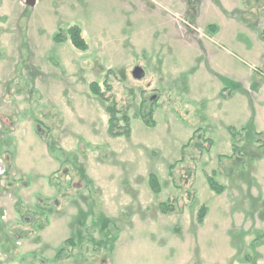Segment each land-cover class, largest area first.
I'll return each mask as SVG.
<instances>
[{"label":"rangeland","instance_id":"374dc122","mask_svg":"<svg viewBox=\"0 0 264 264\" xmlns=\"http://www.w3.org/2000/svg\"><path fill=\"white\" fill-rule=\"evenodd\" d=\"M31 1L0 0V264H264V0ZM147 94L155 126L137 113ZM123 106L131 135L110 136ZM230 125L244 136L235 170L219 158ZM196 129L212 145L188 148L178 187L168 166ZM57 147L56 174L74 179L63 194Z\"/></svg>","mask_w":264,"mask_h":264},{"label":"trees","instance_id":"16d2710c","mask_svg":"<svg viewBox=\"0 0 264 264\" xmlns=\"http://www.w3.org/2000/svg\"><path fill=\"white\" fill-rule=\"evenodd\" d=\"M209 29H210V32L212 30L214 31L215 26L213 24H209ZM91 88H92V91L94 93H96V94L100 93V88L96 84L95 81H93L91 83ZM156 107H157V100L153 94H147V95L143 96V98L139 104V108H138L137 113H138L139 117L144 121V123L148 126H155L157 124V120L155 118ZM128 108H129L128 106L119 107L118 109L120 111L124 112L122 114V116L119 117L117 115H113L108 119L107 131H108L110 136L117 137V136H123L124 135V136L129 137L131 135V132H132L131 117L128 113L125 112L126 109H128ZM43 124H44V122L42 121V119L40 120V118H38L36 120L37 131L41 134V136L46 138V136L48 135V131L44 129V126H42ZM228 129H229V131L231 133V137L233 139V143H232L233 152H232V154H220L219 158L221 161H223L224 159H230L231 160V168L233 170H235V169H238V167H240V165L244 162V160L241 161V157H239L240 158L239 160L237 158L239 155H242L240 152V148H239L238 143H239V141L244 139V136H243L242 130L237 129L233 125H230L228 127ZM200 141L205 144L206 149H209L210 146L212 145V138L205 136L203 133H199V130L196 129L194 131L193 135L182 146L181 157L169 164L168 175L171 178L174 185H176L178 187L183 186V184L180 183V181H182V179H181L182 176H181V174L177 173V170H178L177 166L179 164H181L183 161L187 160V158H190L193 155L192 151H190V152L188 151V148L195 145V148L199 149L200 153H203L204 149L202 148V145L201 146L199 145ZM55 151H57V153L54 152L56 157L61 161L62 164H61V168H59L56 172H54L50 175V182L53 186L57 187L59 194H63L67 189H69L70 187H72L74 185L73 184L74 179L72 176L70 178L69 177L67 178L66 175L69 174V171L67 170V168H66V172L63 173L62 176L56 174L62 169V165H64L66 160L63 157H61V155L63 154V151L60 147H57L55 149ZM187 154H189V155H187ZM207 180H208V183H209L211 189H213L215 192L221 193L224 191V189H225L224 185L221 182H219V180L213 174L208 175ZM148 182H149L150 188L156 194H159L162 191V184H161L160 178L156 172L153 171L149 174ZM82 183H83L82 187L88 188L90 196L93 198L94 201H96V198L94 196L96 191H95L94 186L90 182V180H82ZM57 199H58V196L53 198L54 201H56ZM158 205H159L160 211L163 213H169V212L175 210V204L173 202H170V201H163L162 200V201H159ZM17 210L21 214L22 219H24L26 222H28L27 221V215H30V217L34 218V219L37 218V222L39 220L41 221L42 219H43L45 224H47L49 222L48 217L42 211H37V210L33 211L31 208H28V207L26 208L24 206H18ZM206 211H207V206L202 205L198 211V216H197L198 223L202 224L204 222V217L206 215ZM37 222L36 221H34L33 223L29 222L31 224L30 226L32 227L33 233H35L38 230ZM178 229H180L179 226L174 228L175 231L179 232ZM29 230H30L29 227L26 230H21V232H22L21 236L22 237H28L30 232H31ZM65 242H67V243L69 242L70 244L75 245V240L72 237L66 238ZM64 251H65V248L62 247L58 251L57 257H69L71 255L70 252L67 254H64ZM74 254L76 255L77 252H74ZM86 258H87V256H86Z\"/></svg>","mask_w":264,"mask_h":264},{"label":"water","instance_id":"95a60500","mask_svg":"<svg viewBox=\"0 0 264 264\" xmlns=\"http://www.w3.org/2000/svg\"><path fill=\"white\" fill-rule=\"evenodd\" d=\"M29 2L31 3L32 1L31 0H29ZM137 70H140L139 68H137L135 71L137 72Z\"/></svg>","mask_w":264,"mask_h":264}]
</instances>
